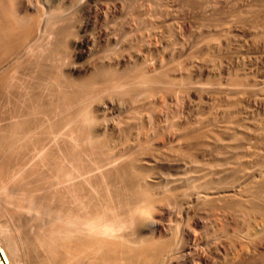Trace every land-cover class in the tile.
Here are the masks:
<instances>
[{
  "label": "bare ground",
  "instance_id": "6f19581e",
  "mask_svg": "<svg viewBox=\"0 0 264 264\" xmlns=\"http://www.w3.org/2000/svg\"><path fill=\"white\" fill-rule=\"evenodd\" d=\"M39 1L0 0V185L2 169L16 166L35 175L32 185L24 178L11 183L7 175L1 186L23 224L14 228L16 239L0 225V246L10 264H264V151L254 146L260 133L231 120L210 129L206 117L179 126L182 118L172 113L183 94L197 98L202 91L262 106L264 83L240 78L229 87L203 90L189 75L178 80L176 51H162L148 64L144 41L138 51L123 49L131 45L129 34L109 26L98 32L105 52L98 47L90 66H76L94 53L95 41L86 33L90 22L75 25L73 0ZM182 1L215 20V28L237 27L264 67V0ZM126 18L121 28L133 25ZM210 41H199L200 49L208 51ZM156 102L166 108L156 111L160 118L151 125L148 113ZM14 190L21 194L10 196ZM226 250L235 251L228 258Z\"/></svg>",
  "mask_w": 264,
  "mask_h": 264
},
{
  "label": "rangeland",
  "instance_id": "374dc122",
  "mask_svg": "<svg viewBox=\"0 0 264 264\" xmlns=\"http://www.w3.org/2000/svg\"><path fill=\"white\" fill-rule=\"evenodd\" d=\"M41 1V0H40ZM40 1H39V3H40ZM43 1H47V0H43ZM76 1V2H75ZM73 0L72 1V4L71 5H73V7H70V9H71V12L73 13V19H74V23H75V25H76V23L77 24H79V23H81V21H82V19H84L83 21H89L90 22V27L88 28V30L86 31V33L88 34V36L89 35H91V39H93L92 40V42L93 41H95V42H93V44H94V47H93V50H94V53L92 54V56H85V57H88V58H81L80 60H78V61H76L75 63H76V66H82L83 64L85 65V66H87V65H89L90 66V64H89V61H90V63H91V60H93V58H94V56H96V55H94L95 54V49H98V47H99V50L101 51V53H104L105 52V49H106V47H105V45L104 44H102V46H101V44L98 42V32L101 30V31H103L104 30V28H105V30L107 31V29H106V27L107 26H109V27H111L118 35L121 33V29L124 31V32H127L128 34H129V37H130V39L132 40L131 41V45L130 46H122V48L123 49H125V48H128V49H131V47L132 46H134V49H136L135 51H138V49L140 48L139 46H141V44H143V43H145V45L146 46H150V44H153L152 45V47L150 46V47H148V48H150L151 50L150 51H148V50H145V48H146V46H141V48H143L144 50L143 51H145V54L147 55L146 56V58H147V63L148 64H151L152 63V59L154 58V57H160L161 55H162V51H165V52H167V50H171V51H176L175 52V54L176 55H174L175 57V60L176 61H178V65L180 66V76L178 75L177 76V78H178V80H180V78H181V80L184 78H187V76L189 75L190 76V80H191V82L192 83H196V85H198V84H200V85H198V86H201L202 88H203V90H205V89H207V87L208 88H210V87H213V85H214V87H217V86H223V87H229L230 86V84H232V82L234 83H236V82H239V79L241 78V80H243L244 79V81H247L248 79L247 78H249V79H251V80H248L247 82H248V84H253V83H261V82H263L264 83V77H262L263 76V72H264V67H262L261 65H259V63H257V60H259L258 62H260L261 61V54L258 52V51H255L256 53H254V50L253 49H251L252 47H251V45H250V42H248V39L244 36V35H242L240 32H238V31H236V29H237V27L235 28V27H228V26H226V24H225V26L224 27H218V26H216L217 28H215V24L217 23V22H215V20H212V22L209 20V18H207V17H205V15H203V14H201V12L199 11L198 12V10H195L194 11V9L192 10L191 9V11L189 10L190 8H189V6L184 2V1H182V0H160V2H158L159 0H157V2L155 3V4H153V3H151L150 1H149V3H147L148 1L147 0H131V1H129V0H83V2H81L82 4H78V0ZM123 1V2H122ZM129 1V2H128ZM140 1V2H139ZM178 1H180V2H178ZM182 1V2H181ZM133 2H134V4H133ZM137 2V3H136ZM144 2H145V4H144ZM162 2V3H161ZM173 2H174V4L176 5L175 7H174V5H173ZM176 2V3H175ZM185 4H184V3ZM129 3H131V5H129ZM146 3L147 4H149V5H152V6H149V7H146ZM181 3H183L184 4V6H183V4H181ZM77 4V5H76ZM87 4H88V6H87ZM124 4V5H123ZM141 4L143 5H145V6H143V8L141 7V12H138V11H140V10H138V9H140L139 7L137 8V12H135L136 10V7H137V5L138 6H141ZM156 4H158L157 6H158V8H157V6H156ZM159 4H161L160 6H159ZM181 4V5H180ZM71 5H69V6H71ZM74 5L76 6L75 7V11L73 10V8H74ZM82 5V6H81ZM122 5V6H121ZM132 6V8H131V10H130V7H128V6ZM134 5H136V6H134ZM165 5V6H164ZM173 5V6H172ZM79 6V7H78ZM91 7V9H90V7ZM125 8H124V7ZM177 6H178V8H177ZM180 6H182V7H180ZM77 7H78V9H77ZM81 7H84L83 9L81 8ZM88 7V8H87ZM97 9H96V8ZM104 7H107V9H108V11H105V9L106 8H104ZM109 7V8H108ZM112 7H114V8H112ZM133 7H135V8H133ZM146 7V8H145ZM150 7H154L153 9L152 8H150ZM186 7H188V8H186ZM100 8V9H99ZM123 8V9H122ZM147 8H148V10H147ZM160 8V9H159ZM177 8V9H176ZM82 11V12H80V10ZM84 9L86 10V12L84 11ZM102 9V10H101ZM114 9V10H113ZM146 9V10H145ZM156 10V12L157 13H155V10ZM168 9H170V10H168ZM183 11H182V10ZM186 9V10H185ZM92 10V11H91ZM96 10V11H95ZM101 10V11H100ZM110 10V11H109ZM126 10H127V12H126ZM134 10V11H133ZM154 10V11H153ZM177 10V11H176ZM80 13H79V12ZM89 11V12H88ZM95 11V12H94ZM103 11H105V13L103 12ZM114 13H113V12ZM130 11H132V12H130ZM149 11V12H148ZM169 11V12H168ZM179 11V12H178ZM88 12V13H87ZM92 12V13H91ZM108 12V13H107ZM129 12L131 13V14H129ZM145 12H146V14H145ZM154 12V13H153ZM192 12V13H191ZM196 12H198V13H196ZM95 13H101V18L100 17H95ZM107 13V14H106ZM126 13H128L127 14V16H126ZM166 13V14H165ZM185 13V14H184ZM191 13V14H190ZM76 14H77V17H75L76 16ZM93 14H94V16H93ZM104 14H106V15H104ZM139 14H140V16H139ZM144 14V15H143ZM151 14V15H150ZM167 14H168V16H167ZM172 14L173 15H175V16H172ZM194 14V15H193ZM195 14H196V16H195ZM200 14H201V16H200ZM82 17H81V16ZM105 16V18H104V16ZM130 15H132V16H130ZM135 15V16H134ZM143 15V16H142ZM154 15V16H153ZM193 15V16H192ZM81 17V18H79V17ZM160 16V17H159ZM171 16V17H170ZM202 16H203V18H202ZM94 17V18H93ZM126 17H128L129 18V20L130 21H132V22H130V21H128L129 23H131V24H133V25H131V26H129V28L128 29H124V28H121L120 27V25H119V23H121L120 21H124L125 19H127ZM138 17H139V19H138ZM168 17H170V18H168ZM192 17L194 18V20L192 19ZM199 17H201L203 20H201V18L199 19ZM75 18L77 19V20H75ZM86 18V19H85ZM96 18H97V20H96ZM125 18V19H124ZM161 18V19H160ZM179 18V19H178ZM205 18V19H204ZM90 19V20H89ZM93 19V20H92ZM100 19V20H99ZM160 19V20H159ZM92 20V21H91ZM128 20V19H127ZM126 20V21H127ZM193 20V21H192ZM199 20V21H198ZM80 21V22H79ZM189 21V22H188ZM201 21V22H200ZM203 21V22H202ZM206 21V22H205ZM93 22V23H92ZM97 22V23H96ZM170 23V25H169V23ZM185 22V23H184ZM187 22V23H186ZM195 24H194V23ZM209 22H211V24L209 23ZM166 23V24H165ZM167 23H168V25H167ZM174 23H176V24H174ZM183 23V24H182ZM188 23L190 24V25H188ZM208 24V25H205V24ZM94 24V25H93ZM95 24H97V25H95ZM147 24V25H146ZM172 24V25H171ZM186 24V25H185ZM193 24V25H192ZM164 25V26H163ZM186 27H185V26ZM198 25V26H197ZM94 28H93V27ZM159 26H161V28L159 27ZM168 26V27H167ZM189 26V27H188ZM205 26H206V28H205ZM208 26V27H207ZM212 26V27H211ZM151 27V28H150ZM163 27V28H162ZM186 29H185V28ZM197 27V28H196ZM153 28V29H152ZM165 28V29H164ZM167 28V29H166ZM171 28V29H170ZM190 28V29H189ZM199 28H201V29H199ZM203 28V29H202ZM205 28V29H204ZM213 28V29H212ZM214 28H215V31H214ZM162 29V30H161ZM185 29V30H184ZM194 29H196V30H194ZM199 29V30H198ZM218 31H217V30ZM109 31H110V29H108ZM155 30V31H154ZM158 30H160V32L158 31ZM198 30V31H197ZM97 31V32H96ZM100 31V32H101ZM113 31V32H114ZM152 31V32H151ZM154 31V32H153ZM182 31V32H181ZM94 32H95V34H94ZM113 32H111V34H115V32L113 33ZM145 32H147V33H145ZM161 32H163V34H161ZM165 32V33H164ZM225 32V34H223ZM85 33V34H86ZM92 33V34H91ZM141 34L142 33V38L143 39H139V37H141V35H138V34ZM155 33V34H154ZM219 33H220V35H219ZM78 34L79 33H75L74 32V35H73V38L75 37H77L78 36ZM110 34V33H109ZM148 34V35H147ZM217 34V35H216ZM222 34V35H221ZM157 35V36H156ZM159 35V36H158ZM163 35H165L164 37H163ZM168 35V36H167ZM214 35V36H213ZM219 35V36H218ZM137 36H139V37H137ZM146 36H148V37H146ZM236 36V37H235ZM239 38H238V37ZM95 37H96V39H95ZM137 38V41L135 40L136 38ZM197 37H199V39L197 38ZM208 38V40H207V38ZM214 37V38H213ZM220 37V38H219ZM227 37V38H226ZM232 37H234V38H232ZM151 38H152V40H151ZM158 38H159V40H158ZM169 38H170V40H169ZM205 38V39H204ZM211 38V39H210ZM218 38V39H217ZM225 38H226V40H227V42H228V44L225 42ZM237 38V39H236ZM135 40V42L137 43V44H135L134 45V40ZM147 39V40H146ZM166 41V42H168V43H166L164 40ZM166 39H168V40H166ZM186 39H188L187 41H186ZM198 41H197V40ZM141 40H142V42H141ZM163 40V42H161ZM185 40V41H184ZM203 40V41H202ZM210 40H214L213 41V44H211V48L207 51V50H203V49H200L201 48V44L204 42H208V43H210V42H212V41H210ZM222 40H223V42H222ZM238 41V43H237V41ZM97 41V42H96ZM146 41V42H145ZM159 41H160V43H159ZM199 41H200V43H199ZM210 41V42H209ZM218 41V42H217ZM220 41V42H219ZM230 41H232V42H230ZM240 41H241V43H240ZM243 41V42H242ZM147 42H148V44L149 45H147ZM151 42V43H150ZM158 42V43H157ZM165 42V43H164ZM193 42V44H191ZM197 42V43H196ZM214 42H215V44H214ZM245 42H247V44L245 43ZM97 43V44H96ZM164 43V44H163ZM199 43V44H198ZM218 43V44H217ZM225 43V44H224ZM100 44V45H99ZM158 44V45H157ZM227 44V45H226ZM236 44V45H235ZM237 44L239 45V46H237ZM249 44V45H248ZM137 45H139L138 47H137ZM144 45V44H143ZM157 45V46H156ZM161 45H162V47H161ZM198 45V46H197ZM222 45V46H221ZM235 45V46H234ZM96 46H97V48H96ZM165 46V48H163ZM179 46V47H178ZM181 46H183V47H181ZM145 47V48H144ZM178 47V48H177ZM191 47V48H190ZM199 49H198V48ZM230 49H228V48ZM250 47V48H249ZM148 48H146V49H148ZM174 48V49H173ZM175 48H177V49H175ZM181 48V49H180ZM234 48H236V49H233ZM239 48V49H238ZM228 49V50H227ZM242 49V50H241ZM248 49V50H247ZM251 49V50H250ZM156 50V51H155ZM225 50V51H224ZM227 50V51H226ZM244 50V51H243ZM179 51V52H178ZM231 51V52H230ZM156 53H157V55H156ZM193 53H195V54H193ZM197 53V54H196ZM205 53V54H204ZM230 53H231V56H233V57H231L230 56ZM249 53V54H248ZM254 53V54H253ZM98 54H100V53H98ZM199 54V55H198ZM204 54V55H203ZM218 54V55H217ZM229 54V55H228ZM258 54L260 55V58H259V56H258ZM150 55V56H149ZM198 57H197V56ZM238 55H240V57L238 56ZM248 55V56H247ZM250 55V56H249ZM256 55V57H254V56ZM200 56V57H199ZM203 56V57H202ZM226 56H228V58L230 59V60H228V58L226 57ZM241 56H243V57H241ZM257 56H258V58H257ZM134 58L135 57H141V56H133ZM148 57H150L151 58V60H150V58H148ZM195 57H196V59H199V61H201V59L202 60H204L203 62V64H200V62L198 61V60H196L195 59ZM202 57V58H201ZM211 57V58H210ZM216 57V58H215ZM220 57H221V59H220ZM239 57V58H238ZM249 57V58H248ZM191 58H193V60H191ZM206 58H209V60L207 59L206 60ZM226 59V60H228V62H229V64H228V62L226 61V60H223V59ZM236 58V59H235ZM241 58H244V60L243 59H241ZM133 59V58H132ZM149 59V60H148ZM210 59H214V60H211L210 61ZM255 59H257V60H255ZM87 60H89V61H87ZM205 60H206V62H205ZM216 60V61H215ZM220 60V61H219ZM234 60V61H233ZM235 60H237V62L235 61ZM241 60H243V61H241ZM195 61H197V63L198 64H196V62ZM207 61H209V62H211L212 63V61H214L213 63H212V65H211V63H209V62H207ZM224 61H226V62H224ZM232 61V62H231ZM86 62V63H85ZM93 62V61H92ZM151 62V63H150ZM220 62H222V64H220ZM182 63V64H181ZM201 63H202V61H201ZM205 63H207V65H209V66H206L205 65ZM237 63V64H236ZM239 63V64H238ZM73 65H75L74 63H72ZM87 64V65H86ZM153 64V63H152ZM151 64V65H152ZM170 64H173V63H170ZM219 64V65H218ZM228 64V65H227ZM255 64V65H254ZM83 65V66H84ZM198 65V66H197ZM230 65H232V67L230 66ZM235 65V66H234ZM92 66V65H91ZM182 66H183V68H182ZM219 66H221V67H223L222 69H221V67H219ZM226 68H228V69H225V67ZM229 66V67H228ZM206 67H208V68H206ZM210 67V68H209ZM216 67H219V68H216ZM199 69V72H200V70H201V72L200 73H198V70ZM211 69H213V70H211ZM215 69V70H214ZM220 71H219V70ZM207 70H211V73L210 72H207ZM217 70H218V72H217ZM186 71V72H185ZM206 71V72H205ZM214 71V72H213ZM226 71V72H225ZM234 71V72H233ZM186 74H185V73ZM214 74H213V73ZM182 73V74H181ZM225 74H227V75H225ZM195 77V78H194ZM234 77V78H233ZM251 77V78H250ZM232 78V79H231ZM255 81H254V80ZM230 80V81H229ZM210 81V82H209ZM217 82H218V84H217ZM219 82H220V84H219ZM230 82V83H229ZM215 84H217V85H215ZM207 85H209V86H207ZM226 85V86H225ZM205 88V89H204ZM219 94V92H214V93H212V94H214V95H212V97H211V95L210 94H206L204 91H202L200 94H199V96L197 97V98H193V97H191V96H187V94L185 93V94H183V97L181 96L180 98L182 99H180V100H177V101H175L177 104H173V110H172V113L174 112V117H175V120L177 119V120H179V119H181V120H183L182 122H179L178 124H179V126H183V122H186V121H188V122H194L196 119H200V118H205L206 117V119L210 122V129L211 128H213V127H216V126H221V123H222V125L223 124H226V122H229L230 120L232 121V122H230V123H232V124H234V125H236L237 127L240 125L241 127H243V126H245V127H243V129H246L247 127L249 128L248 130L249 131H253L254 133H256L257 135H258V133H260V135H258L259 137L258 138H260V139H257V140H255V142H254V146H257L258 144L259 145H261V147L258 145L257 146V149L258 150H256V151H261V150H263L264 151V131H262V130H264V104L262 105V106H258L257 104H255L252 100L250 101V99H245V97L243 98V97H238V98H236V99H234V101L235 102H233V103H229V100H228V98H226V95H224V94H222V93H220V95H216V94ZM216 96H218V97H216ZM222 98H221V97ZM224 96V97H223ZM188 97V98H187ZM224 98V99H223ZM227 99V100H226ZM243 99V100H242ZM245 99V100H244ZM190 100V101H189ZM222 100H224V101H222ZM180 101H182V102H180ZM189 101V102H188ZM222 101V102H221ZM240 101V102H239ZM237 102V103H236ZM239 102V103H238ZM253 102V103H252ZM229 104H231V105H229ZM235 104H237L236 106H235ZM238 104H240V105H238ZM253 104V105H252ZM159 104H158V102H156V104L154 105V110H149V112L150 113H148L151 117H150V120L153 122H151V125H155V124H157V118H160L159 116H155L154 114H156V111H158V113H159V109H161L162 111L166 108L165 106L164 107H160V106H158ZM175 105L177 106V108L175 107ZM181 107H180V106ZM222 105V106H221ZM226 105V106H225ZM228 106V107H227ZM229 106H230V108H229ZM175 107V108H174ZM227 107V108H226ZM235 107V108H234ZM223 108V109H222ZM225 108L226 109H228V110H230V114H229V117H228V114L226 113L225 114ZM231 108H233V109H231ZM156 109V110H155ZM177 111H176V110ZM120 110L122 111V109L120 108ZM171 110V109H170ZM220 110H223V112L222 111H220ZM225 110V111H224ZM143 111V110H142ZM179 111V112H178ZM253 111V112H252ZM155 112V113H154ZM157 113V114H158ZM152 114H153V116H152ZM156 114V115H157ZM177 115V116H176ZM227 116V117H226ZM239 116H241V117H239ZM180 117V118H179ZM208 117H209V119H208ZM226 117V118H225ZM238 117V119H236ZM153 118V119H152ZM154 118H155V120H154ZM217 119V120H215V121H213L214 119ZM184 119H186V120H184ZM220 119V120H219ZM222 119V120H221ZM228 119V120H227ZM236 119V120H235ZM211 121H213V122H211ZM217 121V122H216ZM240 122V123H239ZM243 122V123H242ZM187 123V122H186ZM220 123V124H219ZM239 123V124H238ZM255 123H257L258 124V126H257V124H255ZM213 124V125H212ZM239 126V127H240ZM254 126H256V127H254ZM259 126H260V128H259ZM240 127V128H241ZM255 128V129H254ZM242 129V128H241ZM251 129V130H250ZM260 130V132H259V130ZM263 136H262V135ZM263 140V141H262ZM261 141V142H260ZM260 143H262V144H260ZM257 144V145H256ZM237 145H241V144H237ZM155 149H156V147L155 146H153ZM246 148H249V145H246ZM19 167H20V165H18ZM15 168V169H14ZM14 168H6V170L5 169H2L1 170V176H2V179L3 180H1V185H0V190H1V186L2 185H4L5 183H6V180L8 179V178H10L9 180L11 181H16V180H24V181H26V182H28V184H33L32 182H34V180H32V179H34V177H35V175L33 174V175H29L28 174V172H25L24 170H21V168H17L16 166L14 167ZM10 170V171H9ZM6 171V172H5ZM20 171V172H19ZM11 172V173H10ZM11 174H12V176H11ZM25 174V175H24ZM4 175V176H3ZM10 176V177H8V176ZM7 176V177H6ZM21 176V177H20ZM29 178H28V177ZM33 177V178H32ZM21 178V179H20ZM24 178V179H23ZM27 178H28V180H27ZM8 180V181H9ZM30 180V181H29ZM5 181V182H4ZM11 181V183H13ZM9 183V182H8ZM7 183V186L9 187V186H12L11 185V183L10 184H8ZM30 185V186H31ZM15 187V186H14ZM2 188H3V186H2ZM9 189H11V187H9L7 190L9 191ZM13 189V188H12ZM6 190H1L0 192H5ZM16 191L14 190V191H11L9 194H10V196H13V197H18V195H20L21 193V191H17L16 193H15ZM19 192V193H18ZM3 193L1 194L0 193V223L2 222V224H0V225H2V229H3V231L6 233V234H10V235H14V238L16 239L17 237V233H16V229H14V228H17V225H19V226H21V225H23L22 224V218H20L19 217V214L17 215L16 213H18V211L17 212H15V213H12L11 211H13V209H14V211H16L17 209H16V206L14 205V204H11V203H5L6 202V200H5V197L4 196H2L3 195ZM12 194V195H11ZM18 194V195H17ZM2 201V202H1ZM4 205V206H3ZM8 205V206H7ZM9 207V208H8ZM5 209V210H4ZM11 211H10V210ZM10 212H9V211ZM9 213V214H8ZM10 213L12 214V216H13V218H12V216L10 215ZM18 216V217H17ZM18 218H20V219H18ZM15 219V220H14ZM17 219H18V221H17ZM193 219H192V217H188L187 219H185V222L190 226V227H193ZM15 224V225H14ZM5 226V227H4ZM13 226V227H12ZM7 228V229H6ZM209 228V227H208ZM208 228H206L205 227V230L206 229H208ZM6 229V230H5ZM10 231H9V230ZM7 231V232H6ZM10 232V233H9ZM206 232H207V230H206ZM205 232V233H206ZM16 234V235H15ZM206 235H207V233H206ZM211 238H213V237H211ZM231 250H233V249H231ZM231 250H226L225 251V254L224 255H226L228 258L230 257V255H232V253L234 254V251L232 252ZM261 257V256H260ZM257 260V259H256ZM262 263H264V259H263V262Z\"/></svg>",
  "mask_w": 264,
  "mask_h": 264
},
{
  "label": "built area",
  "instance_id": "2783aa9c",
  "mask_svg": "<svg viewBox=\"0 0 264 264\" xmlns=\"http://www.w3.org/2000/svg\"><path fill=\"white\" fill-rule=\"evenodd\" d=\"M0 264H10L5 251L3 250V248L0 246Z\"/></svg>",
  "mask_w": 264,
  "mask_h": 264
}]
</instances>
